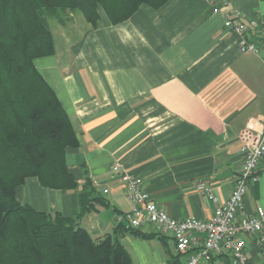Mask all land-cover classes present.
<instances>
[{
	"label": "crops",
	"instance_id": "crops-1",
	"mask_svg": "<svg viewBox=\"0 0 264 264\" xmlns=\"http://www.w3.org/2000/svg\"><path fill=\"white\" fill-rule=\"evenodd\" d=\"M233 9L245 20L259 18L264 0L141 4L116 23L102 11L96 26H81L62 46L55 43L54 54L35 58L75 130L78 145L67 149L66 162L79 184L51 189L30 177L17 188V198L38 210L74 216L89 179L107 201L81 219L96 237L111 232L117 215L133 206L119 179L125 170L172 217L208 218L213 204L196 191V181L207 180L220 199L227 198L242 165L239 131L264 133V36L257 28L249 36L258 51L240 52L236 36L224 27L225 13ZM258 206H264V158L237 219ZM140 229L155 231L149 223ZM262 237L264 225L245 235L251 264H264ZM120 240L136 245L141 264H170L178 254L168 237L154 243L155 255L137 236L123 232ZM224 255L213 264L226 258L233 264Z\"/></svg>",
	"mask_w": 264,
	"mask_h": 264
},
{
	"label": "trees",
	"instance_id": "trees-1",
	"mask_svg": "<svg viewBox=\"0 0 264 264\" xmlns=\"http://www.w3.org/2000/svg\"><path fill=\"white\" fill-rule=\"evenodd\" d=\"M166 1L0 0V264H133L121 233L165 238L122 223L92 236L81 219L107 201L89 179L78 193L74 216L38 210L21 202L16 191L30 177L51 189H75L79 184L66 162L67 149L78 145L75 130L34 64L35 58L55 52L48 19L62 22L63 13L79 11L93 27L100 10L116 23L141 4L159 7ZM179 263L178 253L170 264ZM223 264H229L227 258Z\"/></svg>",
	"mask_w": 264,
	"mask_h": 264
},
{
	"label": "built area",
	"instance_id": "built-area-1",
	"mask_svg": "<svg viewBox=\"0 0 264 264\" xmlns=\"http://www.w3.org/2000/svg\"><path fill=\"white\" fill-rule=\"evenodd\" d=\"M227 5L224 1L223 7L227 8ZM224 27L236 36L240 52L258 51L249 35L259 28L260 35L264 36V16L245 20L240 10L233 9L225 13ZM238 142L242 165L227 198L220 199L205 179L195 183L196 191L213 204L208 218L172 217L150 199L139 177L120 170L119 179L133 206L118 214L116 221L132 228L151 224L156 232L172 240L177 253L184 255L182 264H211L213 258L222 254L228 255L233 264H251L246 253L245 235L259 233L263 228L264 206H258L254 213L239 220L237 215L243 208L247 185L259 179V165L264 158V133L246 127L239 131ZM113 168L118 169V166ZM107 191L103 188L104 193Z\"/></svg>",
	"mask_w": 264,
	"mask_h": 264
},
{
	"label": "rangeland",
	"instance_id": "rangeland-1",
	"mask_svg": "<svg viewBox=\"0 0 264 264\" xmlns=\"http://www.w3.org/2000/svg\"><path fill=\"white\" fill-rule=\"evenodd\" d=\"M100 11L102 12L103 10H100ZM48 22H49V26L52 31L53 37L55 39V43L58 46H62L63 43H66L68 36L72 38L73 35H77L80 31L81 26H91L88 22L85 21L83 15L79 11H67L63 13L62 22L58 21L54 17L49 18ZM137 238L139 240H142L143 242H146V248L148 252L153 253L154 255L156 254L155 248L153 247L155 246L154 243L157 242L158 238L153 239L154 243H152L150 240L143 239L141 237H137ZM123 243H125L126 248L130 252L132 259L134 261V264H141L142 260L138 259V256L136 253L138 251L136 245L131 244L130 242H126V241H124ZM172 251L174 252L173 248H172ZM156 261H159V260H156Z\"/></svg>",
	"mask_w": 264,
	"mask_h": 264
}]
</instances>
